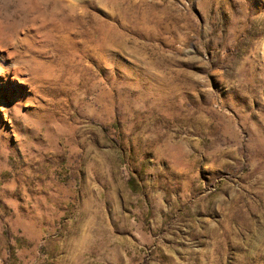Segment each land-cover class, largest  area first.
I'll list each match as a JSON object with an SVG mask.
<instances>
[{
	"label": "rangeland",
	"instance_id": "1",
	"mask_svg": "<svg viewBox=\"0 0 264 264\" xmlns=\"http://www.w3.org/2000/svg\"><path fill=\"white\" fill-rule=\"evenodd\" d=\"M0 264H264V0H0Z\"/></svg>",
	"mask_w": 264,
	"mask_h": 264
}]
</instances>
